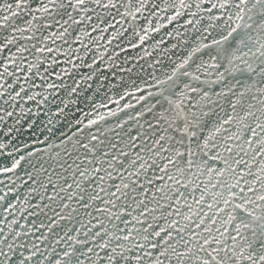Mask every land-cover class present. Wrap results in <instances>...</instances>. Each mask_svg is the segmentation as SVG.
<instances>
[{
	"label": "snow or ice",
	"instance_id": "6c2138e0",
	"mask_svg": "<svg viewBox=\"0 0 264 264\" xmlns=\"http://www.w3.org/2000/svg\"><path fill=\"white\" fill-rule=\"evenodd\" d=\"M0 264H264V0H0Z\"/></svg>",
	"mask_w": 264,
	"mask_h": 264
}]
</instances>
